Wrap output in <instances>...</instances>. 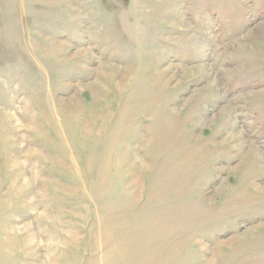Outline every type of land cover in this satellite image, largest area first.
<instances>
[{"label": "rangeland", "instance_id": "374dc122", "mask_svg": "<svg viewBox=\"0 0 264 264\" xmlns=\"http://www.w3.org/2000/svg\"><path fill=\"white\" fill-rule=\"evenodd\" d=\"M0 264H264V0H0Z\"/></svg>", "mask_w": 264, "mask_h": 264}]
</instances>
